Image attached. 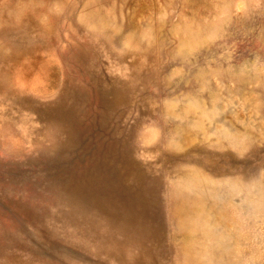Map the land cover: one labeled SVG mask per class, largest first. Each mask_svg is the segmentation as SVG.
I'll return each instance as SVG.
<instances>
[{"label": "rangeland", "instance_id": "374dc122", "mask_svg": "<svg viewBox=\"0 0 264 264\" xmlns=\"http://www.w3.org/2000/svg\"><path fill=\"white\" fill-rule=\"evenodd\" d=\"M0 264H264V0H0Z\"/></svg>", "mask_w": 264, "mask_h": 264}]
</instances>
